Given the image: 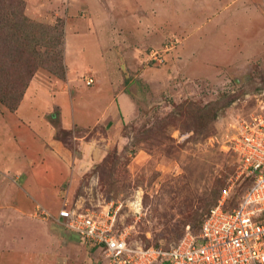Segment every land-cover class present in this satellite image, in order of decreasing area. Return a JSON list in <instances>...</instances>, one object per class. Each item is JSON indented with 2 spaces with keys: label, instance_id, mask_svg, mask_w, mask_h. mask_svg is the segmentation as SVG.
<instances>
[{
  "label": "rangeland",
  "instance_id": "obj_1",
  "mask_svg": "<svg viewBox=\"0 0 264 264\" xmlns=\"http://www.w3.org/2000/svg\"><path fill=\"white\" fill-rule=\"evenodd\" d=\"M14 11L21 14L19 6ZM24 14L47 31L44 45L39 46L48 56L44 61L55 58L57 52L61 56L60 68L38 70L64 78L63 14L35 19L26 14L25 4ZM249 41L254 44V39ZM177 43L173 37L159 45L152 42V46L142 47L140 61L117 62L127 80L137 74L140 83L152 78L158 84L142 89L137 114L121 128V141L92 160L69 190L67 207L96 213L108 210L115 217L116 230L134 245L172 247L187 225L191 231L197 230L225 182L234 181L235 196L248 185L238 176L236 157L222 146L242 119L259 111L264 49L240 45L235 47L237 54L231 47L217 46L216 53L208 55L207 46L198 47L210 60L207 56L192 58L191 51L196 50L189 47L190 56L179 59ZM115 48L122 53V46ZM164 50L162 63L152 58L154 51ZM87 74L94 75L89 68L84 71ZM162 82L165 87H160ZM179 110L184 114H178ZM106 132L103 128L102 134ZM69 145L74 148L73 141ZM137 197L139 209L132 205ZM8 225L0 228V264H109L100 249L80 241L77 234L53 219L36 216L26 232H20L15 223Z\"/></svg>",
  "mask_w": 264,
  "mask_h": 264
},
{
  "label": "crops",
  "instance_id": "obj_2",
  "mask_svg": "<svg viewBox=\"0 0 264 264\" xmlns=\"http://www.w3.org/2000/svg\"><path fill=\"white\" fill-rule=\"evenodd\" d=\"M24 1L32 18L63 14L67 70L62 79L39 69L15 110L0 103V228L10 222L26 232L37 205L51 213L67 207L78 175L121 141L123 124L137 114L140 92L158 83H140L137 74L127 80L120 61H140L142 47L168 37L178 40L179 59L190 56L189 47L196 50L192 58L210 60L217 46L233 53L240 45L264 49V0ZM205 46L208 55L198 48ZM88 68L94 74L90 86L84 83ZM62 130L68 131L64 140Z\"/></svg>",
  "mask_w": 264,
  "mask_h": 264
},
{
  "label": "built area",
  "instance_id": "obj_3",
  "mask_svg": "<svg viewBox=\"0 0 264 264\" xmlns=\"http://www.w3.org/2000/svg\"><path fill=\"white\" fill-rule=\"evenodd\" d=\"M165 50L154 51L152 58L162 63ZM84 83L92 85L94 77H85ZM222 147L236 157L238 176L247 187L235 196L234 181H227L198 232L187 225L168 249L129 243L108 210L96 213L64 206L54 215L37 205L35 215L75 232L100 249L109 264H264V91L259 111L242 119Z\"/></svg>",
  "mask_w": 264,
  "mask_h": 264
},
{
  "label": "trees",
  "instance_id": "obj_4",
  "mask_svg": "<svg viewBox=\"0 0 264 264\" xmlns=\"http://www.w3.org/2000/svg\"><path fill=\"white\" fill-rule=\"evenodd\" d=\"M7 1L10 4L5 5L0 2V102L9 110H15L38 68L55 66L60 68L61 62L58 52L55 53V58L53 57L52 60L44 61L48 56L45 57L46 55L44 56L39 51V46L44 45L47 31L40 23L25 16V1ZM18 6L21 8V14H16L14 11ZM178 112L180 115L184 114L182 110ZM67 133L68 131L62 130L59 132V137L64 140L62 135ZM225 185L226 182L218 189L217 197L212 205L216 203L220 191ZM201 222L197 230L192 231L193 233L198 232Z\"/></svg>",
  "mask_w": 264,
  "mask_h": 264
},
{
  "label": "bare ground",
  "instance_id": "obj_5",
  "mask_svg": "<svg viewBox=\"0 0 264 264\" xmlns=\"http://www.w3.org/2000/svg\"><path fill=\"white\" fill-rule=\"evenodd\" d=\"M132 205L135 207V208H137V209H139L141 206V204H140V197H137V199H136V201H134V202H132Z\"/></svg>",
  "mask_w": 264,
  "mask_h": 264
}]
</instances>
